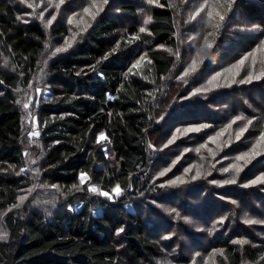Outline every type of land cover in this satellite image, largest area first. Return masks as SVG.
Returning a JSON list of instances; mask_svg holds the SVG:
<instances>
[{"label": "trees", "instance_id": "obj_1", "mask_svg": "<svg viewBox=\"0 0 264 264\" xmlns=\"http://www.w3.org/2000/svg\"><path fill=\"white\" fill-rule=\"evenodd\" d=\"M176 1L182 0L151 4L148 0H119L117 10L121 15L102 9L88 31L77 35L67 51L53 55L64 44L67 25L46 27L50 18L46 14L39 19L37 9L33 12L20 0H0V221L7 234L0 240V264H156L168 252L180 263L186 260L182 236L189 241L186 245L192 244L202 253L210 249L216 252V264H255L264 257L262 245L235 244L233 236L221 238L233 231V221L224 218L234 206L228 196L243 197L236 194L238 188L230 190L212 181H197L200 187L195 190V200L183 207L194 227L184 222L183 210L177 217L180 221L168 217L162 219L164 226H157L164 212L154 201L162 204L171 188L158 187L152 176L151 156L156 152L153 138L172 127L170 124L189 120L201 125L206 118L193 114V106L201 99H181L184 89L174 83L172 73L181 56H189L190 51L185 43L188 34L180 24L184 9L174 4ZM243 4L237 9L231 7L233 14H239L237 20L264 25V1L244 0ZM147 7L151 20L144 24ZM25 10L32 13L20 15L27 23L17 19L18 12ZM141 27L146 32L140 33ZM235 30L236 26L228 29L223 42H219L224 43L221 52L236 38ZM220 31L218 28V34ZM253 47L254 40L244 51ZM232 50L225 60L235 59L231 58ZM137 61L139 66L133 68ZM263 80L260 77L252 86ZM227 86L223 81L218 95L229 92ZM245 93L258 96L263 103L259 100L255 104L264 106L262 86ZM245 93L239 91L240 105L253 108L255 104L243 102ZM236 98V94L231 96L232 100ZM25 103L29 104L27 109ZM220 111L225 115L226 108ZM212 122L223 134L228 125L235 127L238 123L237 119ZM251 124L246 131L264 128L260 119ZM33 130L40 135L30 138ZM101 132L108 140L97 143ZM200 135L206 134L197 132L198 141L203 139ZM224 149L223 145L218 147L221 153ZM31 156L39 159L45 180L61 188L64 206L52 214L41 210L21 214L12 207L19 203V193L33 186L27 177ZM162 159L167 160L165 156ZM21 168L26 171L18 175ZM82 172L90 176L89 183L104 190L119 184L123 194L108 200L87 192L86 187L73 189V185L79 186ZM146 207L149 212L145 213ZM240 224L236 233L247 234L250 228L254 233L251 224Z\"/></svg>", "mask_w": 264, "mask_h": 264}, {"label": "rangeland", "instance_id": "obj_2", "mask_svg": "<svg viewBox=\"0 0 264 264\" xmlns=\"http://www.w3.org/2000/svg\"><path fill=\"white\" fill-rule=\"evenodd\" d=\"M31 1L34 4L40 3V0ZM118 2L119 0H108V3L104 4L103 0H65V2L60 5V8L57 9L55 4L59 3V0H52L51 6H48L45 0V4L36 9L38 12H41L43 11V7L47 6L48 11L44 14L49 17L53 14L56 15V20L53 21L51 26H55V24L62 25L63 23L67 25L68 35L64 37L63 44V46H65V41H68L72 45L73 39L77 37V35L88 31L95 20L93 19V16L96 18L100 14L101 10L98 11V9H104L106 11L112 9V12L115 13V15H121V11L117 10ZM243 2L244 0H182L179 1V3L177 1L174 2V4L178 3L177 6L179 8L181 7L184 9V13L180 12V16H183L181 17L182 23L180 24L186 29L184 31L185 34H188L185 38L186 49H190L188 52L189 56L182 55L175 71L172 73L174 74V83L179 84L180 87H182V90L184 89L181 99L185 97H198V99H201L193 106V114L194 116L199 114V117H206L201 125H207V127L200 128V130L196 132L183 134L184 130L187 128H199L201 126L186 120L184 121L186 123L180 122L175 125L170 124L172 127L169 126L165 128L157 138H153L155 146H153L152 149L156 150V152L152 153L151 156V163L153 165L152 176L158 187H160V185H165L161 188H171L169 192L165 194L164 202H162V204H159L158 201H154V204L164 212L162 214L164 217L158 218V227L164 226L162 219L166 220L168 217L180 221L177 217L180 215L183 207H189L192 201L196 198V195H194L195 190L200 187V183H197V181H202V179H204L206 182H222L226 179L235 177L237 180V183L235 184L216 183L219 187H226V189L238 188L240 191L238 190L236 194L240 193L243 195L242 199L228 196L234 201V206L233 209H230L229 211L227 210L228 214L225 216L224 220L228 217V221H233V224L231 225L233 231H228V233L221 238L227 240L233 236L234 240H246L248 242L247 244L253 246L262 245L264 247V227H262L264 226V219L261 220V217L264 216V184H249L251 180L264 174V143L257 144L259 137L264 133V128L259 131H244L240 139L236 140V133L241 127H244L247 121H252L251 126L259 119L264 122V106L261 104H255L258 103L259 100L263 103V100L258 98V96L252 97L248 93H245L247 91L255 92V89L259 85L264 88V80L263 83L256 86L252 85L256 83L257 79H253L250 83H239V81L249 73L254 77L260 76L264 79V75H262V73H264V46L261 45V41H264V25H261L259 22L254 24V22L247 23L239 22L237 20L239 14L237 12L233 14L234 12H232L231 7L234 5V9L240 8L244 5ZM22 3L27 5L31 2H29V0H24ZM93 4L96 6L93 7ZM202 4H206L204 11H202L195 19H190V16L194 14ZM84 8H89L90 14H85L83 11ZM26 12V10L25 13L19 11L18 16L26 14ZM208 12L212 13L211 18L208 17ZM217 13L224 16L223 21H220ZM149 14L147 7L143 14L142 22L150 17ZM21 17L22 20H26V17ZM69 18H72L73 20L71 24L68 22ZM216 25H219V27H216ZM234 26L237 27V30H235L238 32L237 36L235 35L236 38H232L229 41L226 51L221 52L223 49L221 45H224V43L220 44L219 42H223V39L226 36L225 33L228 32V29H232ZM218 28L221 29L219 34ZM209 33H212V35H209ZM240 33H243L242 36ZM205 37H207L208 41L213 44V47L201 52V49L205 48ZM197 40H200V43H198ZM253 40L256 47L245 52V47H247L248 43ZM57 42L58 41L54 42V44ZM215 45L217 46L214 48ZM257 48L259 50H257ZM231 49H234L230 54L232 55L231 58L235 59H227L229 61L227 62V60H225V55L230 52ZM197 53H200V55L197 56ZM245 57H247V59H244ZM223 58L224 60H222ZM193 59H196L197 61V70L194 73H190L188 76L183 77V73L189 68ZM242 59H244V63L241 65L239 62ZM206 60H208L207 63ZM210 60L211 62L208 64ZM217 74L220 75L215 81H212V83L209 84V80ZM178 77L183 78L179 79ZM225 80L228 84L226 88L233 91L234 94L229 91L226 94L218 95V90H221L220 85ZM233 80L236 82L232 83ZM196 89H207V91H202L194 96L190 95ZM239 91H244L245 93L243 102L245 100L247 103L255 104L253 108L247 109V106L244 105V107H242L240 105ZM38 93H40V90ZM235 94L238 98L232 100L231 96ZM227 100H230V102ZM205 107L206 110H204ZM225 108V115H222L220 110ZM29 109L32 111L34 106L31 105ZM242 110L244 111V116L241 117L242 119L237 120L238 123L235 127H229L225 134L222 133L223 131L217 129L219 126L217 128L212 126L215 123L212 122V120L217 121L218 124L230 123L233 119L240 117ZM218 112L219 114L217 115ZM229 113L232 115L229 116ZM177 114L179 115V112H177ZM218 117H220L219 120ZM184 118L186 119L187 117ZM176 120L179 121V118L174 119V121ZM177 129L181 130L180 133L176 132ZM197 132L206 135H200V137L203 136V139H199L198 141L195 136ZM218 133L222 134L217 136ZM174 134L178 138L173 144L165 147L168 140L171 139ZM211 137H215L216 139L214 141L210 140ZM202 145H204V147H202ZM222 145L225 149L224 152L221 153L218 150V147ZM254 145H256V150L262 153V155L256 156L247 165L244 164V161H235L236 156L248 152ZM194 146L199 147L194 148ZM174 148L177 150L174 152L169 151ZM197 149H199V151H197ZM180 150L182 151V154L179 153ZM178 154L180 156L177 157ZM163 156L166 157V162H161ZM225 157L231 158L228 160L225 159ZM32 161H35V163H32ZM256 161L257 164L253 166ZM232 163H238L243 168V171L239 172V174H237L235 170H231L227 173L221 171V169L228 167ZM167 168H170L171 170L168 171L165 176H159V173ZM185 169H190V171L185 172ZM41 170L42 167L39 163V159L35 156L29 157L27 161V177L33 181V186L30 189L34 190L31 193H28L27 191H21L19 193V196L27 195L28 199L19 208H16L18 213L26 214L27 212L32 213L34 210H41L45 213L52 214L63 208L64 201L61 199V188L58 187V189H53L51 183L47 182L44 176H42ZM211 170L214 171V175L212 176H210L212 173H210ZM197 171H199L201 175L193 180L192 177L196 175ZM177 177L182 178L186 183H177L175 185L168 184V181L175 180ZM44 185H47L48 187H43ZM244 185L248 186L245 187ZM215 192H218V190H215ZM181 199L182 202L179 203ZM258 207H260L262 211H258ZM146 212H149L148 207H146L145 213ZM183 213L186 219L184 222L190 225V228L194 227L193 221H191L192 218L187 215L184 210ZM236 219H239V222H236ZM246 219L261 221V223L250 225L253 227L254 233L251 231V228L247 231V234L244 232L236 233L238 232V226H242L240 222H244ZM0 231L6 233L5 226L1 221ZM180 242L183 243L184 250L183 247L182 250L186 260L183 259L178 263L173 260L171 256L172 252H168L165 253V258L156 264H193V262L194 264H216L215 257L217 256V253L213 252L212 249L207 253H202L199 249L191 246L192 244L186 245L185 243H189V241L183 236L181 237ZM118 246L122 247L123 244ZM163 248H165L164 245ZM169 248L171 249L172 247ZM255 264H264V257Z\"/></svg>", "mask_w": 264, "mask_h": 264}, {"label": "snow or ice", "instance_id": "obj_3", "mask_svg": "<svg viewBox=\"0 0 264 264\" xmlns=\"http://www.w3.org/2000/svg\"><path fill=\"white\" fill-rule=\"evenodd\" d=\"M21 2H24V0H21ZM46 2H47V5L48 6H51L52 5V0H46ZM64 2H65V0H59V3L55 4V7L57 9H59L60 8V5H62ZM148 2L151 4V3L157 2V0H148ZM103 3L104 4H107L108 3V0H103ZM44 4H45V0H40V3L35 4V5L33 3H28L27 4V7L33 9V12H35L36 8H40ZM95 6L96 5L93 4V7H95ZM205 7H206V4L200 5L199 9H197V11L190 16V19H195L197 16H199L200 13L202 11H204ZM100 10H102V9H98V11H100ZM47 11H48V7L47 6L43 7V11L39 12L38 18L39 19H43L44 18V13L47 12ZM83 11H84L85 14H90L89 8H84ZM26 15L31 16L32 13H27ZM217 15H219V13H217ZM211 16H212V13L211 12H208V17L211 18ZM17 19L20 20V19H22V17L21 16H17ZM93 19H95V16H93ZM219 19H220V21H223L224 20V16L223 15H219ZM55 20H56V15H54V14L51 15V17L46 21L45 26L46 27L51 26V24ZM150 20H151L150 17L149 18H146L144 20V24H148L150 22ZM24 22L27 23L29 21L25 20ZM68 22L71 24L73 22L72 18H69ZM216 27H219V25H216ZM139 32L140 33L146 32V28L145 27H141L139 29ZM209 35H212V33H209ZM137 38L138 37H133V39H137ZM204 40H205V48H202L201 49V52L205 51V49H211L213 47V44L208 41L207 37H205ZM261 45L264 46V41H261ZM71 46H72L71 43H69L68 41H65V46L57 47L55 49V52L53 53V55H55L56 53L65 52ZM117 47H119V43L117 44ZM115 51H116V49H113V52H115ZM175 55L177 57H179V52L177 51L175 53ZM199 55H200V53H197V56H199ZM104 59H107V56H105ZM143 59H144V57H141L140 58V61H142ZM244 59H247V57H245ZM244 59H242L239 62L241 65L244 63ZM140 61H137V63L134 64L132 67L133 68L138 67L139 64H140ZM196 70H197V61H196V59H193L192 62H191V64H190V66H189V68L186 69L185 72L183 73V77L188 76L190 73H194ZM219 75L220 74H217L216 76H213L211 78V80H209L208 83L211 84L212 81H215ZM262 75H264V73H262ZM183 77H178V78L179 79H182ZM253 79H260V76H255L254 77L251 73H249L247 76H245L243 79H241L239 81V83H250ZM235 82H236L235 80L232 81V83H235ZM202 91H207V89H196L190 95L194 96V95H197L198 93H200ZM187 98H189V97H185V99H187ZM18 103H19V101H18ZM23 107L25 109H27L29 107V104L28 103H25L23 105ZM161 119H163V117H161ZM239 119H242V118L241 117H237V120H239ZM235 122L236 121H233L232 123H235ZM251 123H252L251 120L247 121V124L244 127H242L236 133V140H239L240 139V137L243 135L244 131L247 130V125H249ZM203 127H207V125H201L199 128H197V127L187 128V129L184 130V133L183 134H187L188 132H196V131H199L200 128H203ZM228 127H231V125H228ZM180 131H181L180 129H177L176 130L177 133H180ZM221 134L222 133H218L217 136H219ZM39 135H40V133L38 131H35V130L29 132V137L30 138L38 137ZM177 138L178 137L174 134L172 136V138L168 140V142L165 145V147H167L168 145L173 144ZM215 139H216L215 137H211L210 138V140H213V141ZM107 140H108V137L103 132H101L98 135V137H97V143H99L101 141H107ZM259 143H264V133H262L261 136L259 137V139L257 141V144H259ZM149 147H151V145H149ZM202 147H204V145H202ZM197 151H199V149H197ZM25 155L27 156L29 154L26 152ZM259 155H262V153L258 152L256 150V145H254L252 147V149H250L248 152H245V153H242V154L236 156L235 157V161H237V162L244 161V164L247 165L248 163L251 162L252 159H254L256 156H259ZM226 158L227 157H225V159ZM32 163H35V161H32ZM173 163H175V162H173ZM213 167H214V165H213ZM170 170H171L170 168L164 169L163 171H161L159 173V176H161V177L162 176H165L167 174V172L170 171ZM231 170H235V172L237 174H239V172L243 171V168L238 163H232L228 167H225V168L221 169V171L222 172H225V173L230 172ZM25 171H26V169L21 168L20 171L17 174L19 175L20 173H23ZM188 171H190V169H185V172H188ZM200 175H201V173L199 171H197L196 175H194L192 177V179L195 180ZM78 179H79V186L78 185H73L72 186L73 189H77L78 187L79 188H85L86 187V191L87 192L92 193V194H95V195H98L100 197H104V198H106L108 200H115L116 198H118L119 196H121L123 194V191H124V189H122V187L119 184H116L115 186H113L111 188V190L109 191V190H104V189L98 187L95 184L89 183V181H90L91 178H90V176L87 173H84V172H82V173L79 174ZM177 183L183 184V183H186V181H184L180 177H177L175 180L168 181V184L169 185H175ZM212 183L235 184V183H237V180H236L235 177H233L231 179H226V180H224L222 182H220V181H212ZM249 184H251V185L264 184V174H262V175L258 176L257 178L251 180L249 182ZM164 186L165 185H160V187H164ZM244 186L247 187L248 185H244ZM43 187H48V186L47 185H44ZM51 187L53 189H58V186L57 185H52ZM33 190L34 189H28L26 191L28 193H31ZM22 191H24V190H22ZM27 199H28V196L27 195H21V196H19L18 197L19 203L14 204L12 207L13 208H19ZM10 210L11 209H9V211ZM220 223H223V220H221ZM244 223H246V224H255V223H261V221H257V220H253V219H246L244 221ZM122 231H123V229H120L119 230V232H122ZM6 238H7V234L5 232H3V231H0V240H4ZM165 238L167 239L168 237H165ZM233 243L240 244V245H244V244H246L248 242L246 240H235V241H233ZM221 254H222V251H221ZM193 264H194V262H193Z\"/></svg>", "mask_w": 264, "mask_h": 264}]
</instances>
